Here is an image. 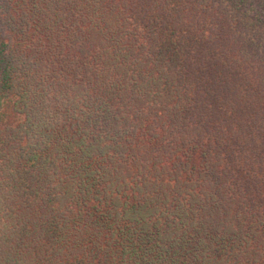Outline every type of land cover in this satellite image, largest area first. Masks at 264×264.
I'll return each mask as SVG.
<instances>
[{
  "label": "trees",
  "instance_id": "trees-1",
  "mask_svg": "<svg viewBox=\"0 0 264 264\" xmlns=\"http://www.w3.org/2000/svg\"><path fill=\"white\" fill-rule=\"evenodd\" d=\"M0 264H264V0H0Z\"/></svg>",
  "mask_w": 264,
  "mask_h": 264
}]
</instances>
